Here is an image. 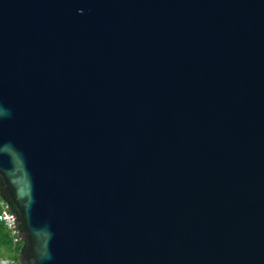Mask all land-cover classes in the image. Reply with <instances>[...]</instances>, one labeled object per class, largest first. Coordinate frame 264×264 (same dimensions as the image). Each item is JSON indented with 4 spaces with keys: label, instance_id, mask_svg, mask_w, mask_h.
<instances>
[{
    "label": "water",
    "instance_id": "95a60500",
    "mask_svg": "<svg viewBox=\"0 0 264 264\" xmlns=\"http://www.w3.org/2000/svg\"><path fill=\"white\" fill-rule=\"evenodd\" d=\"M0 195L20 264H264V0H0Z\"/></svg>",
    "mask_w": 264,
    "mask_h": 264
},
{
    "label": "built area",
    "instance_id": "2783aa9c",
    "mask_svg": "<svg viewBox=\"0 0 264 264\" xmlns=\"http://www.w3.org/2000/svg\"><path fill=\"white\" fill-rule=\"evenodd\" d=\"M16 216L13 215L11 210L9 209V204L5 201L2 196L0 195V222L5 226L7 229L9 236L14 244L22 243L23 245L25 242L19 236V230L15 225ZM20 252H18L19 255ZM0 264H20L18 257L15 256H4L0 258Z\"/></svg>",
    "mask_w": 264,
    "mask_h": 264
},
{
    "label": "trees",
    "instance_id": "16d2710c",
    "mask_svg": "<svg viewBox=\"0 0 264 264\" xmlns=\"http://www.w3.org/2000/svg\"><path fill=\"white\" fill-rule=\"evenodd\" d=\"M25 244H14L5 226L0 222V258L3 256L18 257V252L24 250Z\"/></svg>",
    "mask_w": 264,
    "mask_h": 264
},
{
    "label": "crops",
    "instance_id": "0c3cea01",
    "mask_svg": "<svg viewBox=\"0 0 264 264\" xmlns=\"http://www.w3.org/2000/svg\"><path fill=\"white\" fill-rule=\"evenodd\" d=\"M4 257V256H3Z\"/></svg>",
    "mask_w": 264,
    "mask_h": 264
}]
</instances>
